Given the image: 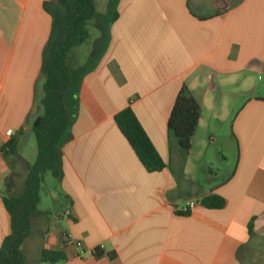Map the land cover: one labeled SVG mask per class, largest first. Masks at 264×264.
<instances>
[{
	"label": "crops",
	"instance_id": "crops-1",
	"mask_svg": "<svg viewBox=\"0 0 264 264\" xmlns=\"http://www.w3.org/2000/svg\"><path fill=\"white\" fill-rule=\"evenodd\" d=\"M45 1L0 0V148L17 139L14 161L0 152V247L10 232L1 196L15 194L35 160V140L28 157L19 144L43 113L42 62L52 33ZM94 3L98 33L66 58L78 108L62 147L64 209L57 222L49 212L31 218L25 264L38 222V260L42 249L61 252L57 264H264V0ZM183 85L200 106L184 161L167 129ZM126 108L166 165L161 172L144 170L114 124ZM232 110L224 140L235 167L217 181L210 167L228 159L215 139ZM209 193L224 198L223 209L199 205ZM188 201L195 209L181 214ZM67 237L82 248L66 245Z\"/></svg>",
	"mask_w": 264,
	"mask_h": 264
},
{
	"label": "trees",
	"instance_id": "trees-1",
	"mask_svg": "<svg viewBox=\"0 0 264 264\" xmlns=\"http://www.w3.org/2000/svg\"><path fill=\"white\" fill-rule=\"evenodd\" d=\"M43 8L52 19V33L42 62L44 82L40 105L43 113L31 125L35 160L27 168L21 190L1 196L10 218V232L0 247V264H25L21 248L29 235L31 218L38 212L44 175L49 172L59 185L63 181L62 147L72 139L71 126L78 108L77 87L74 89L66 58L73 48L88 41L87 26L96 16L94 0H46ZM116 17L114 14L110 22ZM199 115V104L183 85L167 121L168 132L178 143L182 161L189 153ZM113 121L147 173H158L166 168L130 108L117 113ZM16 147L17 139L12 138L0 152L14 161ZM198 203L207 210H221L225 206L224 198L214 193H209ZM252 225L253 219L247 226L249 235ZM63 260L61 252L40 251V263L57 264Z\"/></svg>",
	"mask_w": 264,
	"mask_h": 264
},
{
	"label": "rangeland",
	"instance_id": "rangeland-1",
	"mask_svg": "<svg viewBox=\"0 0 264 264\" xmlns=\"http://www.w3.org/2000/svg\"><path fill=\"white\" fill-rule=\"evenodd\" d=\"M103 14L104 17H102L103 20H107L109 18V13ZM95 20V19H94ZM92 21L88 24L87 28L90 34V40L92 41L94 36L98 33V28L96 29L95 22ZM94 25V26H93ZM89 41V39H88ZM84 45V44H82ZM84 48V47H83ZM229 100V106L232 105V95L227 96ZM232 109V107H231ZM230 112V117L228 118L229 120L226 121L221 127H219V136L215 139V146L220 149V151L224 154L225 157H227L228 162H224L221 160H214V164L212 167H209L213 170V173L217 175V181H222L227 177V173L233 172L234 167H235V158L234 155L231 156L230 152L227 150V143L224 140L225 136L227 135L228 137L230 136V125L232 122V113H235L236 110L229 111ZM229 139H227L228 142ZM34 137L33 135L29 136H24L22 140L20 141L19 144V150L20 153L26 155L28 157V154L30 153V150L32 149V145L34 144ZM211 147V146H210ZM234 149H232V154ZM204 166V165H203ZM206 166V167H208ZM204 168V170L206 169ZM205 173V174H204ZM202 173L200 179H203L207 177L206 171ZM26 175L25 176H19L18 181L16 182L15 186V193H17L19 190H21L22 185L25 181ZM9 189V188H8ZM9 191V190H8ZM10 192V191H9ZM62 197H61V191H60V185L53 179L51 174L49 172H46L44 175V184L43 188L40 191V203L38 205V211L41 213H44L47 215V212L51 213L49 216L52 220L58 221L57 214L56 212L61 210L63 208L62 204ZM64 209V208H63ZM37 227L35 228L36 232L32 233V237L30 238L28 245L25 247V255L26 259L28 261V264H45V263H40L38 260L37 256V250H38V244L40 241L39 233L41 229V225L43 223H37ZM40 227V228H39Z\"/></svg>",
	"mask_w": 264,
	"mask_h": 264
},
{
	"label": "built area",
	"instance_id": "built-area-1",
	"mask_svg": "<svg viewBox=\"0 0 264 264\" xmlns=\"http://www.w3.org/2000/svg\"><path fill=\"white\" fill-rule=\"evenodd\" d=\"M5 135L7 137H10L13 134H12L11 131H7L5 133ZM195 207H196V203L194 201H188L179 209V212L181 214H190L195 209ZM68 214H69L68 211L64 212V215L67 216ZM65 244L68 245V246H72V247L78 248V249L82 248V244L80 242L75 241V240H73V239H71L69 237L65 238ZM100 248H102V247H100ZM92 255H95V251H92Z\"/></svg>",
	"mask_w": 264,
	"mask_h": 264
}]
</instances>
